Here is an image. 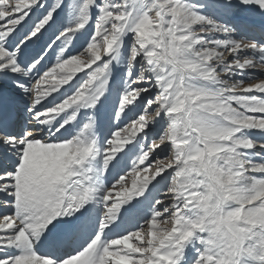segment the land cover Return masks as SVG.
Returning a JSON list of instances; mask_svg holds the SVG:
<instances>
[{"label": "snow or ice", "instance_id": "snow-or-ice-1", "mask_svg": "<svg viewBox=\"0 0 264 264\" xmlns=\"http://www.w3.org/2000/svg\"><path fill=\"white\" fill-rule=\"evenodd\" d=\"M256 70L264 0H0V264H264Z\"/></svg>", "mask_w": 264, "mask_h": 264}, {"label": "rangeland", "instance_id": "rangeland-1", "mask_svg": "<svg viewBox=\"0 0 264 264\" xmlns=\"http://www.w3.org/2000/svg\"><path fill=\"white\" fill-rule=\"evenodd\" d=\"M257 78H261V77H264V72H262L261 70H256L254 73H253ZM78 76H81L83 75V73H79L77 74ZM129 184H130V181H129Z\"/></svg>", "mask_w": 264, "mask_h": 264}]
</instances>
